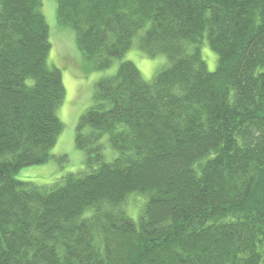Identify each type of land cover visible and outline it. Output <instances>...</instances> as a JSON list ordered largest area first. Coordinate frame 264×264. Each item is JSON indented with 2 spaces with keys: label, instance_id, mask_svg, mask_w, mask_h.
Wrapping results in <instances>:
<instances>
[{
  "label": "trees",
  "instance_id": "16d2710c",
  "mask_svg": "<svg viewBox=\"0 0 264 264\" xmlns=\"http://www.w3.org/2000/svg\"><path fill=\"white\" fill-rule=\"evenodd\" d=\"M42 8L0 0V264H264V0H57L92 70L137 36L168 66L101 80L77 126L84 170L47 187L16 179L64 129Z\"/></svg>",
  "mask_w": 264,
  "mask_h": 264
},
{
  "label": "rangeland",
  "instance_id": "374dc122",
  "mask_svg": "<svg viewBox=\"0 0 264 264\" xmlns=\"http://www.w3.org/2000/svg\"><path fill=\"white\" fill-rule=\"evenodd\" d=\"M42 13L50 28L52 51L48 63L62 72L66 96L59 107L57 115L64 125L58 142L51 151L53 158L45 165L28 167L21 170L16 179L25 183H33L39 187H47L58 179L84 170L85 153L76 146V133L80 117L93 104L97 84L106 78L116 76L119 67L124 62L133 63L140 71L145 82L153 78L168 66L165 56L150 58L140 48L137 36L132 48L122 58L114 60L111 67L104 71L92 70L85 64L82 54L77 48L75 34L72 30L62 28L57 18V0H42ZM208 71L213 73L218 69V56L210 48L207 40L198 46ZM195 46L191 45V51ZM142 199L130 200V207L137 208Z\"/></svg>",
  "mask_w": 264,
  "mask_h": 264
}]
</instances>
